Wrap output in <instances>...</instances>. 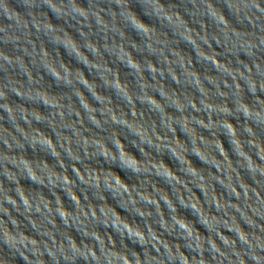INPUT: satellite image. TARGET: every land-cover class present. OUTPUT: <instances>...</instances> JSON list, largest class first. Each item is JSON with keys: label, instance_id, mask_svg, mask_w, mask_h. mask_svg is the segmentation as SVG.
Returning a JSON list of instances; mask_svg holds the SVG:
<instances>
[{"label": "water", "instance_id": "1", "mask_svg": "<svg viewBox=\"0 0 264 264\" xmlns=\"http://www.w3.org/2000/svg\"><path fill=\"white\" fill-rule=\"evenodd\" d=\"M139 2L154 17L137 0H0V228L18 226L28 264L100 248L246 264L237 237L264 247V14Z\"/></svg>", "mask_w": 264, "mask_h": 264}, {"label": "clouds", "instance_id": "2", "mask_svg": "<svg viewBox=\"0 0 264 264\" xmlns=\"http://www.w3.org/2000/svg\"><path fill=\"white\" fill-rule=\"evenodd\" d=\"M137 2L140 4L143 10V14L145 16H148L149 18L154 17V16H149L147 14L145 10L146 6L144 4L140 3L139 0H137ZM232 4L239 9L240 16L245 19H247L248 15L253 13L254 11L264 14V8H260V5L257 2V0H232ZM220 5H222L220 7L223 10V14L226 15L229 19L235 21L239 25L240 20L237 19V14L232 10V7L229 6L226 0H220ZM155 18L156 20H158L157 17ZM209 19L211 20V17H209ZM262 43H264V41H262ZM252 95H256V94L253 93ZM260 95L264 96V89L261 90ZM259 108L262 111H264V104H259ZM241 118L248 119L246 115H243ZM128 142L131 143V141ZM111 166H116L120 170L129 172V169L122 167L120 161L114 160ZM8 227L12 229L11 234L4 231L3 228H0V237H2L0 238V245H2L3 248H6L8 253L12 254L13 256L23 257L24 264H28L27 257L24 256L23 253L19 251V247H17V246L23 247L26 251L30 252V249L28 248V244L24 243L22 239L18 238L19 234L16 232V228L18 226L9 223ZM237 239H239L240 241V247L244 249L243 261L246 262V264H264V247H261L258 241L256 242L255 246H253V244L249 243L247 240L243 239L242 237H237ZM251 239L254 241L256 240L255 237H251ZM67 251L71 252L73 256L77 255L76 250L74 249L69 248ZM188 251L189 254L191 255L192 250H188ZM98 253L99 254H97V252H90L86 250L82 256L78 257V259L82 261H87V264H113V259H115L116 264H128L126 260H123L119 256L112 257V253L104 248L98 249ZM206 255L211 257L213 253L211 252V250H209L206 253ZM237 261L238 264H242V262L240 261V257H237ZM64 264H73V262L69 261V259L65 257Z\"/></svg>", "mask_w": 264, "mask_h": 264}]
</instances>
